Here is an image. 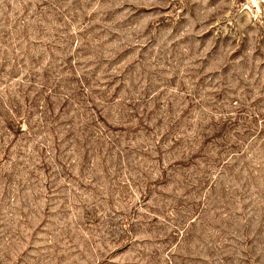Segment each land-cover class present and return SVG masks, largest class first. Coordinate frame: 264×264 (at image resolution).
<instances>
[{
	"label": "rangeland",
	"instance_id": "374dc122",
	"mask_svg": "<svg viewBox=\"0 0 264 264\" xmlns=\"http://www.w3.org/2000/svg\"><path fill=\"white\" fill-rule=\"evenodd\" d=\"M0 264H264V0H0Z\"/></svg>",
	"mask_w": 264,
	"mask_h": 264
}]
</instances>
